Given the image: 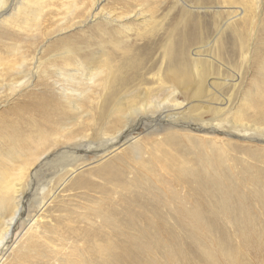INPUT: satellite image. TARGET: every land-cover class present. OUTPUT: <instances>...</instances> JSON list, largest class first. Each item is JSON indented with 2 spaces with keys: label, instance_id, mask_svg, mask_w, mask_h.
<instances>
[{
  "label": "bare ground",
  "instance_id": "1",
  "mask_svg": "<svg viewBox=\"0 0 264 264\" xmlns=\"http://www.w3.org/2000/svg\"><path fill=\"white\" fill-rule=\"evenodd\" d=\"M54 3L65 14L57 21L60 25L57 33L62 35L80 28L85 29L82 35L59 41L49 52L41 51L42 47L36 49L33 56L21 52L19 56L16 54L17 58V50L6 47L13 59L17 58L7 59L6 78L10 80L7 85L14 93L26 90V99L29 98L11 112L18 116L19 124L8 134L3 132L7 147L5 153L0 151V257L13 247L17 224L26 212L28 198L36 191L31 184V195L22 194L23 178L27 175L34 180L35 172L55 158L61 163L51 175L66 179L76 169L73 163L81 160V154L91 148V139L97 137L105 143L102 151L94 153L97 159L114 155L90 175L105 183L102 194L118 195L119 207L99 209L98 206L88 210L96 224L54 231V241H44V235L41 237L39 232L29 233L28 240L22 243L29 246L35 240L42 244L41 259L40 255L36 260L22 256L21 244H17L11 250L9 264H136L138 261L145 264L156 261L152 258L154 252L161 253L166 264H173L175 258L176 264H182L198 259L202 244L204 248L214 244L226 258L239 255L213 235L228 236L229 225L235 230L242 229L246 241L256 236L249 227L259 224L261 219L250 212L257 206L264 213V168L245 165L234 173L232 163L231 166L227 163L224 151L216 142L200 140L195 135L183 138L168 133L155 147L147 149L146 157L138 150L137 141L128 137L143 122H148L152 126L147 135L180 130L214 135L227 126L242 140L262 138L264 57L259 68L262 84L253 85L244 94L241 92L242 103L237 102L234 113L229 108L230 92L227 97L221 92L222 87L229 86V81L217 76L221 73H213L211 64L223 65L221 62L225 60L234 66L237 55L244 58L248 51L253 52L256 25L249 22L250 27L243 35L226 24V39L219 36L209 48H202L201 57L195 53L196 58H191L190 49H198L206 38L199 22L183 14L160 33L156 11H149L147 2L142 6L135 1L116 0L115 8L105 10L100 8L101 0H10L8 6L5 0H0V20L11 28L13 23L2 17L12 11L10 20L12 15L26 19L36 15L37 21L43 9ZM231 9V19L240 15L243 19L247 15L245 9ZM20 24L28 23L25 20ZM50 31L53 33L54 29ZM8 37L9 33H4L0 39L7 42ZM260 45L264 51V38ZM43 53L49 55L45 61L37 57ZM7 60L4 59L6 63ZM45 63L50 65V70ZM4 66L1 69L5 70ZM83 89L84 97L79 92ZM36 90L39 93H32ZM183 141L190 145L188 151H178L184 146ZM59 144L67 145L51 155L48 148ZM123 147L132 158L116 155ZM74 153L79 156H73ZM245 153L255 164L264 162V154L260 157L250 150ZM238 164L236 160L233 165ZM85 178L79 174L70 182V188L79 185L91 188L92 183ZM168 178H172L171 184ZM43 190L41 195L46 191ZM108 199L107 204L113 203L114 197ZM43 200L40 197L37 203L39 209L45 205ZM258 244L257 251L263 252L264 241Z\"/></svg>",
  "mask_w": 264,
  "mask_h": 264
},
{
  "label": "rangeland",
  "instance_id": "2",
  "mask_svg": "<svg viewBox=\"0 0 264 264\" xmlns=\"http://www.w3.org/2000/svg\"><path fill=\"white\" fill-rule=\"evenodd\" d=\"M115 1L116 0H101L100 8L105 9V10H110L112 8H115L117 6ZM131 1H135L136 5H142V6H144V2L145 3L147 2L148 3L147 9L149 11L150 10L156 11L154 16H155V20L158 22L157 25H159L157 30H159L160 33H162L164 30L169 29L171 27L170 25L174 23V21H176L178 18H180L183 14H187L186 16L192 19H195L197 22H199L202 30L205 33L204 36L206 38L204 40V43L198 46L199 47L198 49H195L194 47L190 49L189 55L191 56V58H196L194 54L199 53L202 50V48L204 47L205 49L209 48L210 44L219 36L226 39V36H227L226 30L228 26L231 27V28L229 27L230 29L236 28L234 30L242 32L243 34V32L249 29L250 23L252 21L253 25H256L257 27L256 28L257 39L255 41L256 46L252 50L253 52L248 51L247 55L244 58H241L240 54L237 55V57L235 58L234 66H232V64L231 65L228 64L225 60L221 62L223 65H219L213 62L211 63L213 66L212 70H214L212 72L215 73L216 71L217 73L218 72L221 73V75L217 73L215 74H217L218 77L220 76V79L225 80L226 78V80L229 81L228 82L229 86H227L226 89H224L225 87H222L223 89H221V92L223 90L222 93L224 94L222 95H224L225 97H227L228 93L230 92L229 98L231 99L230 100L231 104L229 105V108L230 109L233 108L232 113H234L235 111L234 107H236L237 102L238 104L242 103L243 95L241 96V92L244 94L247 91L251 90V87L253 85L262 84V80L259 77V68L262 63V59L264 57V51L260 49L261 48L260 44L262 42V39L264 38V36L262 35V29L264 31V0H130V2ZM5 2L7 6L8 4L10 5V0H5ZM54 4H55L54 6L48 5V7H46L45 9L42 8L43 13L41 12L39 17L37 18V21L35 19L36 15H32V17H30L31 19L29 17L28 19H26V17L20 16V15L19 16L12 15V19L10 20L9 18L12 14V11H8L7 14H5L2 17V20L7 18L9 22L13 23V26L11 28L8 29V25L3 24L2 21L0 20V36L4 33L6 34L9 33L10 35V37L7 38L10 40L7 42H3L0 39V57H2L1 58L2 60L0 62H3V64L0 63L2 64V67H0V118L2 120L0 121L3 122L2 124H0V151L4 152L5 148L7 147V144H6L7 140L5 138V134L6 133L8 134L9 132H11L13 130L12 128L19 124L18 116L11 114V112L18 110L22 102L29 98L28 97L26 99L27 97L25 95L26 90L24 89L22 91L18 90L16 93L12 92L9 89L8 85H9L10 80L8 82V79L6 78V76L8 75V72L6 71L8 68L7 64H9L8 60L10 59L12 61L13 60L15 61V59L18 58L21 52L28 53V56H31L32 54L34 55V51L41 47H42L41 51L44 50V52H49L52 49L51 46L53 47L58 46L57 43L59 41L66 40L70 37L82 35L83 31H85V29L75 28L72 31L68 30L67 33L62 34V35L57 33L58 29L60 28V25L57 24V21L60 18H63L65 14L62 13L64 10H61V11L58 10L57 8L59 6L57 5L58 3H54ZM7 6H5V8H7ZM12 8L15 9L16 6H12ZM231 8L245 9L247 15L246 17H243L244 20L240 19L241 15L237 17L236 19H231L232 11H233V9ZM255 17L257 20L255 19ZM25 20H26V23L28 24H23V25L20 24L21 25L20 26L19 23L20 22L22 23V21L25 22ZM246 23H248V25ZM226 24H228V26H226ZM52 29H54V31H52L53 33H50L51 32L50 30ZM23 32H25V34ZM34 38L38 39L36 40L37 44L35 43L36 42L35 40H34L35 42L32 41V39ZM28 40H31V41L28 42ZM32 44L36 46H32ZM6 47L15 48V50H17L15 52V55L19 54L18 56L16 55L17 58L15 56L14 57L15 59H13V54L11 55V52H9L10 50L7 49ZM199 54L201 57L202 53H199ZM206 54L207 52L205 53V55ZM214 54L216 57L215 51L213 52V56ZM47 56H49L47 55V53H43L41 56L38 55L37 57L38 58L40 57L41 59L45 61L47 59ZM3 57H7V58H3ZM4 59L5 60L8 59L7 63L4 61ZM241 60H243V62L240 63ZM16 61L19 62V60H16ZM225 62L227 65L225 64ZM46 63H45V67L47 66L46 68L47 69L49 68L50 70L51 69L49 67L50 65ZM215 65L219 67L217 68ZM229 65H230V68H229ZM3 66L5 70L1 69L3 68ZM36 92L39 93L38 90L32 93H36ZM79 92H80V95L82 94L81 96L83 97L85 96L83 95L84 89ZM27 95L30 96L29 93ZM31 97L34 98L35 96H31ZM179 100L180 102H182L181 98H179ZM221 103L222 102H220V104ZM143 124L144 125L139 126L137 130L132 132L128 138L129 139L133 138L134 139L133 141H137L138 150L141 151V155L145 154V157L147 156L146 155L147 149L155 147L156 143L161 142V138H163L168 133L178 134L180 137H183V138L191 137V135H195L196 137L198 136L197 138H199L200 140L203 139L206 141L216 142L217 146L221 148L222 152L224 151L223 154L225 155V160L227 161V163L230 166L232 163V168L234 167L233 168L234 173L240 172L243 166L245 167V165L254 166L255 168L258 167L260 169L264 168L263 161H261L260 164H255V161H253L245 153V151L250 150V152H255L256 155L261 157L264 154V136L259 139L254 138V139L247 140V141L242 140L240 138V135L229 130L227 126H224V129L222 130H218L219 132L214 133V135L205 134L204 132L202 134V133H197L194 131H190L191 133H186L188 131L181 132L183 130L165 131V132H160L158 135H147L151 132L148 129L152 126V124H149L148 122H143ZM134 127L135 126H133V128ZM3 132H6V133H3ZM4 138L6 141L4 140ZM2 139L5 141V144L2 141ZM102 141L103 140L98 137L91 139V142L89 144L91 148L89 149V151H87L86 154H81V156L83 155L81 160L73 163V166L77 165V166H74L76 168L74 171L76 175H74L75 173L73 172L74 174L73 173L68 174L67 176L69 177L66 176L65 177L66 179H64V177L62 176L58 177L57 174H55V176L51 175V174H54L55 171L57 172V170L60 167L59 163H61V161H58L57 163L56 159L52 158V159H49L48 161L49 163L47 162L45 166L39 168L35 172L36 177L34 178V180L31 181V179H29L27 175L23 178L24 180H22L21 182V184L24 182L22 184L23 191L21 190V193L24 195L26 194L31 195L30 193L31 184H33V188L34 187L36 188V191L34 192V195H31L28 198L29 202L26 204V207H27L26 212L21 218V220L19 221V223L17 224V230L14 232L13 247L15 245L17 246V244H21V248L19 247V251L22 256L28 257L32 260H36L38 258V255H40L39 259H41L42 253L40 252L43 251V247H40V245L42 244H40L39 242L38 243L35 242V240H32L29 246H24L22 243L28 240V237L30 236L29 233L31 234L33 232L34 233L39 232L41 237L42 235H44L43 236L44 241H48V242L54 241V239L56 238V237L54 238L55 235L54 233H52L54 231L61 232L62 230L68 229L70 227H80L81 228V227L86 226L87 223L96 224L97 222L96 219H94L91 216L88 210L92 211L94 209H97L98 206H99V209L101 208L109 209L110 205L114 208L119 207V202L117 201L118 195L116 194L113 195V193L111 192L102 194V188H103L102 185H104L105 187L106 186L105 183L102 182V180L97 179L93 177L92 175H90L91 173H93L95 169H97L101 165L100 163L103 164L104 162L111 160L112 156L114 155L113 154L112 156H108L107 159L105 158L104 160L102 159L103 162L102 160H99V158L97 159L94 153H98L105 148V143L104 141L103 142ZM187 141L182 142L184 146L178 149V151H185V150L188 151L189 150L188 146L190 145L187 143ZM66 145L67 144H59L57 146L51 147L50 149L48 148V151L51 155H54L55 153L65 148ZM124 148L125 147L117 151L116 155H122V156L124 155L125 157L132 158L127 154L130 151ZM75 151H77V149ZM77 155L78 153H74L73 156H77ZM236 160H238L240 164L233 165ZM64 161L66 162V160ZM81 162L84 164H82ZM50 164L53 166H51ZM81 164L83 167L81 166ZM79 174L80 176L87 177L88 180L87 178L85 179L87 181H90L93 186L88 189V188H83L81 185H79L81 188L77 186L76 188L71 187L72 188L71 189L70 188L71 183L77 176H79ZM52 176L55 179L52 180V183H51L50 179L52 178ZM168 179H169V183L171 184L172 178H168ZM98 184H100L101 187ZM165 187L167 189H170L169 185ZM42 189H44L43 191L46 190L43 193V195H41ZM248 189H250V187H248ZM104 195L107 197L106 199L104 198ZM40 197L44 199L43 202H45L44 203L45 205L42 209H39L38 204H37L40 200ZM108 197H112V198L114 197L113 203L107 204V202H109ZM255 209L256 210L254 211L251 210L250 214H252L253 216H258L261 219V222H259V224L257 225H253V226L251 225L249 228L253 229V231L255 232L256 239L255 237L250 238L251 240L249 239V241L247 240L248 241L247 242L242 229L235 230L233 229V227L231 226L229 227V225L226 226V228L228 229L227 231L229 233L228 236L227 234H224L223 235L224 238H222L218 236L216 233H214L213 235V237L215 236V239L217 237L221 239V242H223L222 243L223 245L224 244L229 245L234 252L238 251L239 255H234V256H230L229 258H226V256L222 254L221 250L217 249L218 247L217 248L214 247V244H211V246L207 245L208 248H204L205 246H202L204 245L202 244L199 249L198 255L196 257L198 259L194 258L196 259L194 260L195 263L193 262V260H190V261L187 260L182 264H209V263L210 264L212 263L213 264H222V263L229 264V262H233V261L234 263H237V264H264V251L263 252L257 251V247L259 246L258 242L261 243L262 241H264V213L260 211L257 206L255 207ZM245 212L248 213L249 211L246 210ZM240 228L242 227L240 226ZM239 236H241V239ZM218 238L216 240H219ZM12 248L9 251H7V253L5 254L3 258L0 257V264L10 263V260H11L10 256L12 254L11 253ZM33 249H35V251H33ZM240 249L243 253L240 251ZM204 250L207 251V253ZM218 253H221L222 255ZM214 254L216 255V257L214 256ZM152 258L156 259V261L153 262L149 260L145 264H166V261L165 259L162 258L161 253L155 254L154 252V255L152 256ZM138 262L141 264V261H138ZM139 263H136V264H139ZM176 263H178V261H176V258H175L173 264H176ZM53 264H57V263H53Z\"/></svg>",
  "mask_w": 264,
  "mask_h": 264
}]
</instances>
